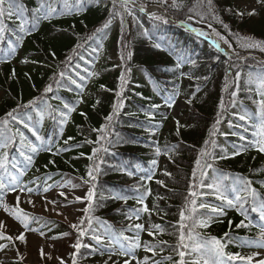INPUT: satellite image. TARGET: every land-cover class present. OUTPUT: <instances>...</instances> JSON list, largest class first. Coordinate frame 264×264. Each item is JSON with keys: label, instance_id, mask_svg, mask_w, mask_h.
<instances>
[{"label": "trees", "instance_id": "16d2710c", "mask_svg": "<svg viewBox=\"0 0 264 264\" xmlns=\"http://www.w3.org/2000/svg\"><path fill=\"white\" fill-rule=\"evenodd\" d=\"M137 1L161 5L157 0ZM9 2L14 6L23 4V19L29 21V28L36 15L32 10L41 4L42 11L51 7L55 12L49 19H41L30 35L20 33V21L15 15L2 18L0 26L5 31L0 33V91L3 92L0 121L16 109L17 119L10 120L7 127L13 132L18 129L26 139L21 143L19 135L16 136L7 150V170L0 169V174L11 180L24 169L23 176L39 185H52L68 174L87 186L86 195L90 189L94 191L91 211L81 216V219L92 218L91 225L85 223L83 227L84 237L93 243L83 241L79 250L73 247L69 254L71 264L131 261V256L119 255L120 244L128 245L120 233L130 238L139 235L141 246L132 251L135 260L142 264H180V251L186 253L183 258L186 264H192L198 258L192 248L195 243H203L210 237L223 242L227 239L225 232L231 237L256 236V227H235L244 217L235 208L226 206L217 198L215 188L207 185L219 184L223 179L227 196L233 198V188L251 181L257 199H264V152L251 146L258 139L260 125L257 102L264 99L258 89V80L264 78L263 63L251 58L236 60L175 22L154 20L135 8H132L134 15L123 13L122 27L121 17L116 14L117 9L123 11L119 0L116 9L113 0ZM176 5L173 6V0H167L162 7L172 18L192 26L211 24L210 30L227 37L230 46L217 36L239 57L250 53L264 58V51L259 48L242 46L246 37L264 41V6L249 16V11L241 8L237 0H212L211 13L207 0H176ZM109 19L111 23L103 28ZM17 35L23 36L22 41H17ZM156 44L161 47H155ZM77 45L81 46L77 48ZM122 55L125 59H121ZM178 58L183 61L179 67ZM122 73L125 81L121 80ZM48 86L50 92L45 91ZM180 95L185 102L181 109L183 119L166 128L172 116L167 113L165 101ZM121 102L122 106L114 109ZM65 104L74 111L67 113ZM62 112L67 114L64 123H61ZM45 113L49 116L43 122ZM245 113L251 118L241 121L239 116ZM109 115L111 121L106 120ZM20 120L36 129L43 140H37ZM3 130L4 125L0 124V133ZM29 141L47 144L52 151L31 153ZM94 148L98 150L95 154ZM3 151L0 148V154ZM22 151L25 155H21ZM234 152L239 154L232 155ZM26 155H32L31 164ZM159 157L162 161L154 166L152 161H158ZM97 166L94 182L84 183L89 180V168ZM129 171L133 175L129 176ZM148 175L152 177L150 180L141 179ZM140 198L143 204L138 203ZM201 204L209 207L201 208ZM145 206L148 211L143 210ZM220 207L224 208V215L212 211ZM245 207L254 225L263 223L259 212L251 210V200ZM181 211L186 217L183 221ZM135 220L146 229L140 232L132 227ZM201 220H206L208 226H199ZM181 223L186 225L183 229L186 237L188 229L193 233L191 240L185 239L187 249L179 243ZM37 225L49 236L64 232L78 235L76 229L52 218L37 217ZM94 234L105 236V240L97 243L92 239ZM112 237L118 238L111 240L116 251L109 248ZM0 240L3 245H17ZM239 244V240L227 242L225 251L243 255L249 247ZM145 245L153 246L154 251H146Z\"/></svg>", "mask_w": 264, "mask_h": 264}, {"label": "snow or ice", "instance_id": "6c2138e0", "mask_svg": "<svg viewBox=\"0 0 264 264\" xmlns=\"http://www.w3.org/2000/svg\"><path fill=\"white\" fill-rule=\"evenodd\" d=\"M158 3L161 4V6H163L164 4H166L167 0H157ZM6 3H8V7L6 8L5 5ZM257 3L261 4L262 6H264V0H257ZM207 4L209 5V9L208 11L211 13L212 9H211V4H212V0H207ZM116 5H117V0H113V8L116 9ZM119 5H120V9H122L123 11H120L119 9L116 10V14L120 15L121 17V25L123 27V13L126 12L128 15H134L132 8L134 7H138L140 11H148V14L154 19V20H158V21H162L164 23H167V19L163 16V15H157L156 12L154 11H149L148 8L146 7V5L144 4H136V0H119ZM129 5H132V7H129ZM173 6H177L176 5V0H173ZM15 7L16 11H13V8ZM43 8V4H41V6L33 9L32 11L34 13H36V15L32 18L31 21V28L28 27V23L29 21H26L23 19V10H24V6L23 4H18V5H12L9 0H0V24H2V18H4L5 16H7L8 18H11L13 15L16 16V18L20 21L18 24V28L20 30V33H24V34H31L32 31H34L36 29V25L40 22L41 19L47 20L49 19V17L55 12V9L49 7L47 9V11H42ZM191 11V9H190ZM229 11H231V9H229ZM237 15L243 16L244 13L242 12H237ZM256 11L255 9L250 10L247 15L252 16L255 15ZM112 14L110 13V16ZM201 19H203L204 17L201 16ZM218 19V17H216ZM189 19H192L191 16H189ZM111 23V19H109V21H107L104 25L103 28H107L108 25ZM181 23H184L183 21ZM221 23L223 24V21H221ZM209 28H212V25L209 24L208 25ZM223 27L225 29H228V25L227 24H223ZM102 29H97V31H101ZM195 30V29H194ZM5 28L0 26V33L4 32ZM198 31V30H195ZM213 31L215 32V29H213ZM15 34V33H14ZM200 35H205V33L203 31L199 32ZM216 36H218L221 40L224 41L225 44H229V41L227 39V37L225 36H221L219 32L215 33ZM144 35H147V32H144ZM17 41H22L23 36L22 35H17L16 36ZM243 40L245 41V43L242 45L244 47H248V48H259L261 51H264V41H255L253 40L251 37H246L243 38ZM213 44H215V46L217 48L220 47L219 43L216 40H213ZM81 45H77V48H79ZM230 46V44H229ZM155 47L160 48L161 46L159 44H156ZM14 51V49H13ZM73 51L75 52L76 49H73ZM52 55H55V53H52ZM131 53L129 52L127 54V58L130 59L131 58ZM68 59H71V57H69ZM121 59H125V57L122 55ZM183 63L182 60H180L178 58V64L177 66L179 67L180 64ZM192 64H195V61H191ZM61 76L64 75L63 72L60 73ZM237 76H239V73H237ZM121 80L125 81V74L122 73L121 75ZM73 83H75V81H73ZM101 87L103 88L104 86L101 85ZM258 89L260 91V95L264 96V78H260L258 80ZM51 86H48L45 91L46 92H50ZM117 95L119 96L120 93H117ZM233 96L236 95L235 92L232 93ZM29 103L31 104L32 101H29ZM175 103V100L171 97H169V99H167L165 101V104L168 107H171L173 104ZM189 103H191V101H189ZM258 103V109H259V117H260V125H259V130L256 133L258 139L254 140L251 144V146L258 148V150L260 152H264V99H261ZM122 106V102L118 103L116 105H114V109H118L119 107ZM153 107H159L158 105H154ZM223 102H221V108H223ZM64 108L67 109V113H71L72 111H74V108L69 107L67 104L64 105ZM16 113V109H13L12 112L7 113V118H5L3 121H0V124L4 125V130L3 133H0V136H2V144H0V148H3V153L0 154V169L3 170H7L6 166L8 164V149L12 146V144L15 142V138L17 135H19L21 143H23L25 141V137L23 135V133L19 132V130L17 129L15 132H13L11 129H9L7 126L10 123V120H16L17 116L15 115ZM61 123H64L66 121L67 118V114L62 112L61 114ZM10 118V119H9ZM251 117L245 113L243 115L239 116V119L241 121L244 120H248ZM107 121H111L112 120V115H109L108 117H106ZM20 123L24 124L25 128H29L30 131L33 132V135L36 137L37 140H43V138L38 134V131L34 128H30V125L25 122L24 120H20ZM179 122L177 121V124ZM219 123V120H217V124ZM215 128V125L213 126ZM103 131V128L100 130ZM236 133H233V135H235ZM104 137L102 136L101 139H103ZM69 139H72L71 137H69ZM241 139H243V137H241ZM68 141H65V144H67ZM28 148L30 149L31 153H36L40 150H45V151H52V148L47 145V144H40V145H36L31 143L30 141L28 142ZM98 150L96 148L93 149V153L95 154ZM157 154H159V148L156 149ZM203 154V153H202ZM239 152H234L232 153V155H238ZM21 155H25V153L22 151ZM224 158V157H221ZM25 159L28 161L29 164H31L33 162V157L32 155H26ZM157 163L156 160L152 161V164L155 166ZM197 165H200V160L198 159L196 161ZM13 167H15V165H13ZM207 167H211V165H207ZM98 166L94 167V168H89L88 170V177L89 180H84V183H89V182H94L95 180V176H94V172L98 171ZM121 171H126L125 168H121ZM19 174L23 175L24 174V169H20L19 170ZM127 174L129 176L133 175L132 172H127ZM193 175H195V173H193ZM151 179V175H148L146 177L142 176L141 179ZM83 179V178H81ZM12 183H5L4 177L2 174H0V193H3L5 190L9 191V192H17V196H16V206L15 209L13 210L12 208H10L6 203H4L3 199L0 198V206H3L4 210L6 212H8L11 216H13L17 221H19L21 223V225L23 226L24 230L26 231H35L36 229H32L31 225H30V221L34 220V217H30L27 213H25L23 211L22 208H20V193H33L34 189L31 187H27V186H22L19 183L18 177L17 176H13L12 177ZM158 183H162V181H158ZM264 183V182H262ZM252 182L251 181H244L243 185L239 188H233V192L235 193V196L233 198H229L227 195H225L223 193V191L221 190V186L219 184H209L207 185L208 188H215V193L217 195V198L220 199L221 201H224L226 206L231 207V208H235L236 211H238L241 216L244 217V219H242L238 224L235 225L236 228H251V227H256L258 229V232L256 234V236L254 237H231L229 232H225L224 233V237L227 238L225 241L222 242L221 239H218L216 237H210L209 240L203 242V243H195L192 248L193 251L195 253L198 254V258L194 259L192 261V264H232V262H239V264H264V252H254L250 255H241L240 252H235V253H229L225 251L226 248V244L227 242H230L232 240H239L240 244L238 246L241 247H255L258 249H264V223H260V224H253L251 220L248 219L247 216V212H246V208L245 206L248 204L249 200H251V210L253 212H259L260 214V220L264 221V199H257V191L255 188L251 187ZM53 187V185H47L46 187H44L43 191L47 192L49 190V188ZM61 187H63V185H61ZM73 187H75V185H73ZM38 191V189H37ZM193 196H195L196 194L193 192L191 193ZM61 196H64L65 193L64 192H60ZM94 198V191L92 189H90L86 195V197H75V199L77 201H80L81 199H84L88 202V207H85L83 209V212L85 214L89 213L91 211V206H92V201ZM121 199H127L126 197H120ZM28 203H33V201L31 199H29L27 201ZM49 203L51 204H55L56 202L50 201ZM138 203L143 204V198H140L138 200ZM192 203H195V201H192ZM201 208H205V207H209L208 205L205 204H201L200 205ZM46 210H47V205H46ZM55 211V209H53ZM144 211H148L147 207L145 206ZM193 211H195V209H193ZM212 211L218 215H224V208L220 207V208H213ZM59 214V213H58ZM181 221H183L184 219H186L185 214L183 211H181ZM131 218V217H129ZM138 218V215H137ZM248 221L247 223H245V221ZM87 223L89 226L92 223V218L91 217H87L86 219H81L78 223H73L71 225V227L73 229H76V231L78 232V236L76 238V242L74 243L73 247L76 250H79L83 245L81 242V237H83L86 234V229L83 227V225ZM229 223L231 224L232 222L229 221ZM196 225L194 224L193 227H195ZM199 226L202 227H207L208 226V222L206 220H201L199 222ZM5 227V222L0 220V229ZM132 227H134L137 230H142L144 228V225L142 224H135ZM154 228L159 229L160 226L159 225H153ZM180 228L182 229L180 231V236H179V243L180 245L187 249L189 247L188 244L185 243V239H192L193 233L191 231V229H188V234L187 237L185 235V231H183V229L186 228V225H184L183 223L180 224ZM40 234L43 236L44 233L43 231L40 232ZM149 234L152 235V231L149 230ZM64 235H67V233H65ZM120 236H123V239L125 241L128 242V245L125 246L123 243L120 244V248H119V255L121 256H131L133 260H135V255L134 252L132 251L135 248H138L141 246L140 244V238L139 235H136L135 237H128V236H124L123 233L119 234ZM196 235H199L198 233ZM0 239H5L9 242H13L14 240H19L21 242H25L26 241V236H25V232L21 231L19 232L18 235H16L15 237H13L12 235H8L6 234V232H0ZM92 239L95 240L97 243H102L105 240L104 236H101L99 234H94L92 236ZM111 240H117V237H112L109 241V248L112 251H116L115 248H113L112 244H111ZM164 243V242H161ZM5 247V245L0 244V249H3ZM146 251L152 252L154 251L153 246L151 245H145ZM40 255L41 257H45L48 256V258H51V256L47 253L44 252L43 248L40 249ZM186 253L185 251H180L179 252V256L181 257L180 260V264H186L185 260L183 259L185 257ZM255 257H262L260 259H254ZM23 257H21L22 259ZM109 259H111V257H109ZM147 257H145V260L147 261ZM0 264H3L2 261H0ZM60 264H64V261L61 259L60 260ZM105 264H107V261H105ZM123 264H131L129 259H125L123 261ZM137 264H139V262H137Z\"/></svg>", "mask_w": 264, "mask_h": 264}, {"label": "rangeland", "instance_id": "374dc122", "mask_svg": "<svg viewBox=\"0 0 264 264\" xmlns=\"http://www.w3.org/2000/svg\"><path fill=\"white\" fill-rule=\"evenodd\" d=\"M238 4L246 10L257 9L262 6L257 3V0H238ZM201 30H206L205 26H202ZM1 98V94H0ZM178 105L173 107V112L175 113ZM175 123V120H172ZM4 177V176H3ZM6 183H12L4 177ZM27 187H33L31 183H26ZM63 185V187H61ZM70 178L64 177L59 182L55 183L53 187L49 188L47 192L43 191L44 187L33 188V193H20V207L25 209L31 214H35L39 217L52 218L59 220L71 227L73 223H78L81 220L83 209L87 206V201L81 199L77 201L75 197H86L87 186L86 185H75ZM38 189V191H37ZM60 192H64L65 195L61 196ZM17 192L0 193V198L3 199L10 208L17 203L16 196ZM31 199L33 203H28L27 201ZM55 201L53 205L49 203L50 201ZM47 205V210H46ZM55 209V211L53 210ZM59 213V214H58ZM30 217L35 219L30 221L32 229L35 231H26L19 221H17L13 216L6 212L3 206H0V220L5 222V227L0 229L1 232H6L8 235L15 237L19 232L24 231L26 236V241L21 242L19 240H14L17 242V246L13 244H5L3 249H0V261L3 264H13L14 261L22 260L26 264H60V260L64 261V264H71L69 259V254L73 250V245L76 242L77 234L64 232L63 235L49 236L44 233L42 236L40 234V229L37 225V217L28 214ZM72 228V227H71ZM141 231V230H139ZM67 233V235H64ZM88 241L92 243L89 238L82 237L81 242ZM13 241V242H14ZM1 244V241H0ZM43 248L44 252L49 254L48 256L41 257L40 249ZM254 252H264V249H258L252 247L251 252H247L245 256L250 255ZM21 257H23L21 259ZM262 257H255L254 259H260ZM132 264H137L136 261H132Z\"/></svg>", "mask_w": 264, "mask_h": 264}, {"label": "bare ground", "instance_id": "6f19581e", "mask_svg": "<svg viewBox=\"0 0 264 264\" xmlns=\"http://www.w3.org/2000/svg\"><path fill=\"white\" fill-rule=\"evenodd\" d=\"M157 9L156 7L153 8V10Z\"/></svg>", "mask_w": 264, "mask_h": 264}, {"label": "water", "instance_id": "95a60500", "mask_svg": "<svg viewBox=\"0 0 264 264\" xmlns=\"http://www.w3.org/2000/svg\"><path fill=\"white\" fill-rule=\"evenodd\" d=\"M226 51V50H225Z\"/></svg>", "mask_w": 264, "mask_h": 264}]
</instances>
